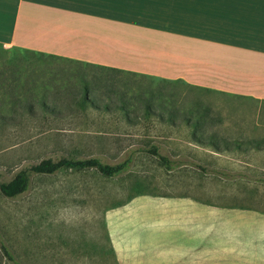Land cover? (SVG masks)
<instances>
[{
  "label": "crops",
  "instance_id": "0c3cea01",
  "mask_svg": "<svg viewBox=\"0 0 264 264\" xmlns=\"http://www.w3.org/2000/svg\"><path fill=\"white\" fill-rule=\"evenodd\" d=\"M0 45L264 102V0H0ZM220 138L195 167L168 159L175 193L106 210L118 264H264V212L209 196L258 181L212 167L246 148Z\"/></svg>",
  "mask_w": 264,
  "mask_h": 264
},
{
  "label": "rangeland",
  "instance_id": "374dc122",
  "mask_svg": "<svg viewBox=\"0 0 264 264\" xmlns=\"http://www.w3.org/2000/svg\"><path fill=\"white\" fill-rule=\"evenodd\" d=\"M14 50L0 45V82L4 81L0 84V108L2 94H9L6 61L21 68L23 83L32 59ZM51 65L48 69L53 72L66 64ZM86 76L92 81L95 103L110 107L124 104L128 114L117 110L106 113L90 105L75 107L77 93L72 91L79 90V79L74 86L56 80V89L62 85L57 93L44 96L48 105L62 111L60 116L39 109L43 92L33 97L28 91V101L36 108L32 117L19 109L10 113L8 109L0 110L13 117L0 122V182L10 181L21 170L47 158L95 157L111 165L131 158L129 167L112 178L94 169L31 174L25 193L6 198L0 192V249L1 245L9 249L21 264H118L105 230L106 210L136 194L176 192L172 186L175 171L166 170L157 157L146 151L155 146L170 163L186 160L195 167L202 157L197 147L215 137L242 139L246 148L244 153L222 158L212 167L220 166L229 176L243 173L258 181L225 182L223 187L217 184L218 189L208 190L209 196L222 197L218 200L223 202L238 201L241 206L264 212V102L148 76L99 70H88ZM14 90L27 91L22 86ZM69 104L74 105L66 110ZM250 139L258 141L260 152H250ZM0 264H11L1 250Z\"/></svg>",
  "mask_w": 264,
  "mask_h": 264
},
{
  "label": "trees",
  "instance_id": "16d2710c",
  "mask_svg": "<svg viewBox=\"0 0 264 264\" xmlns=\"http://www.w3.org/2000/svg\"><path fill=\"white\" fill-rule=\"evenodd\" d=\"M15 52L23 53L22 55L28 56L32 59L29 60V66L25 70L26 71V81L21 83L20 78L22 77V71L21 68L13 61H6V64L8 65L7 73L9 76L6 80L8 82L6 85L9 87V94H2L1 99V108L0 110L8 109L9 113L13 112L15 109H19V112L21 114L23 111L26 112V114L30 117H32L36 113V108L33 106L32 103L28 101L29 96L27 95V92L29 91L31 96H36L43 92L42 98L39 99L40 106L39 109L43 110L44 113L47 114H53L55 116H60L62 111L56 109V107L50 106L46 103L44 100V96L48 93H54L56 90L58 91L59 87H61L63 84L65 86H74V82H76V79H79V90L72 91L73 94L76 95L77 98L74 97L75 107H86L91 106L92 109L103 111L106 113H109L112 110L121 111L124 114H128V109L125 107L124 104H121L120 106L116 107H110L111 105L107 103L98 104L95 103L93 96L91 95V83L92 81L87 78V72L88 70L91 71H104L108 73L113 74H127V75H134V76H143L138 75L135 73L130 72H124L118 69L109 68L105 66L100 65H94L90 63H84L80 61H74L54 55H46L44 53H37L34 51H29L25 49H18L14 48ZM19 60V59H18ZM15 61V60H14ZM11 63V64H8ZM53 63H64L65 66L61 67L60 69H57L52 72V68H49V65ZM5 64V65H6ZM42 65V66H40ZM48 66V67H46ZM53 66V65H51ZM12 67V69H11ZM14 68V69H13ZM3 75V74H1ZM64 78V80H63ZM93 79H96V76H93ZM59 80L62 82V85H58L57 89L54 87L55 81ZM164 80V79H163ZM167 81V80H166ZM175 83L182 82L180 80L174 81ZM67 83V84H66ZM1 85L4 84V81L0 82ZM16 86H22L26 87V92L24 91H17L14 90V87ZM195 88V87H194ZM197 88V87H196ZM64 92H67V88L63 89ZM205 90V89H204ZM41 93L39 95H41ZM63 93V92H61ZM65 94V93H64ZM23 98L24 100L21 101ZM6 99L9 100V102L6 101ZM21 101V102H20ZM9 104V105H7ZM7 105V106H6ZM74 104L67 105L66 110H71L70 108L73 107ZM19 114V113H17ZM169 115V118L171 119V115ZM13 120V117L4 115L3 112H0V122L2 124L5 121ZM187 120V118H186ZM199 121H196V124H198ZM137 151H143V149H138ZM149 154L157 157L164 166H167L168 159L164 156H162L158 152V147L151 146L148 151ZM131 162V158H127L126 160L117 163V164H106L103 163L99 158H86V159H77L72 157H62L58 160H52L50 158L43 159L39 163L31 165L28 169L21 170L18 172L10 181L8 182H0V192L3 196L6 198H15L23 193H25L30 185V175L36 174V175H52L56 172H59L61 170H90L94 169L96 170L100 175L112 178L117 177L120 174L124 173L128 167L129 163ZM1 252L3 256L11 262V264H21V261L17 259L14 254L9 250L6 249L3 245H1ZM112 253L113 250L111 249ZM114 254V253H113Z\"/></svg>",
  "mask_w": 264,
  "mask_h": 264
}]
</instances>
